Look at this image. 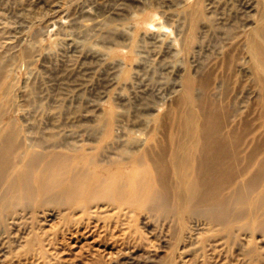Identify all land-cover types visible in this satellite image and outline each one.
Wrapping results in <instances>:
<instances>
[{"label": "rangeland", "instance_id": "obj_1", "mask_svg": "<svg viewBox=\"0 0 264 264\" xmlns=\"http://www.w3.org/2000/svg\"><path fill=\"white\" fill-rule=\"evenodd\" d=\"M197 1L0 0L4 120L26 118L35 130L96 147L120 118L107 141L133 145L144 135L128 129L140 117L157 124L185 67L199 70L260 15L259 0H199L194 14ZM128 209L27 207L0 219V264H264L260 231L228 233L148 204Z\"/></svg>", "mask_w": 264, "mask_h": 264}, {"label": "bare ground", "instance_id": "obj_2", "mask_svg": "<svg viewBox=\"0 0 264 264\" xmlns=\"http://www.w3.org/2000/svg\"><path fill=\"white\" fill-rule=\"evenodd\" d=\"M259 3L252 27L232 35L199 70L185 67L157 124L140 117L128 129L144 135L133 145L107 141L112 124H120L112 114L96 147L35 130L26 118L4 120L10 85L2 84L1 66L0 219L7 224L27 207L46 204L128 211L148 204L165 217L264 234V0ZM99 147L121 158L98 154Z\"/></svg>", "mask_w": 264, "mask_h": 264}]
</instances>
